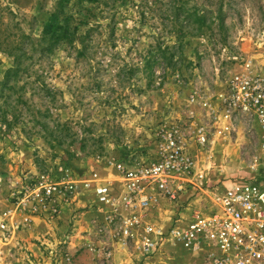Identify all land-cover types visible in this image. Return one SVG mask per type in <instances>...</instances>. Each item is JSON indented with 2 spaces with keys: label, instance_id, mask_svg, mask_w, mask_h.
<instances>
[{
  "label": "rangeland",
  "instance_id": "374dc122",
  "mask_svg": "<svg viewBox=\"0 0 264 264\" xmlns=\"http://www.w3.org/2000/svg\"><path fill=\"white\" fill-rule=\"evenodd\" d=\"M58 1L0 0V37L16 40L25 34L38 42ZM226 1L223 31L213 25L188 37L182 53L173 50L179 57L177 67L165 69L160 62L151 74L142 64L151 48L177 42L165 33L159 18H143L141 0L66 4L64 17L79 26V36L87 34L90 40L62 45L51 54L35 51L25 62L32 80H23L19 94L2 105L0 264H101L92 250L109 242L98 231L113 206L99 204L94 175L118 198L125 180L113 164L150 163L160 144L158 131L176 126L182 129L195 171L176 177L183 186L178 201L163 200L148 215V222L165 233L159 250L145 256L132 243L120 242L115 248L138 250V264H187L186 255L200 264L166 233L224 187L264 175L258 124L233 123L223 117L220 106L234 75L264 81V0ZM13 64V58L0 51V82ZM19 95L23 100L18 103ZM201 132L207 137L204 145L197 140ZM42 174L80 186L57 218L17 207ZM37 221L42 222L41 231ZM85 235L90 257L80 260L69 247Z\"/></svg>",
  "mask_w": 264,
  "mask_h": 264
},
{
  "label": "built area",
  "instance_id": "2783aa9c",
  "mask_svg": "<svg viewBox=\"0 0 264 264\" xmlns=\"http://www.w3.org/2000/svg\"><path fill=\"white\" fill-rule=\"evenodd\" d=\"M220 103L225 119L258 124L264 149V81L234 75L227 82ZM156 136L160 144L150 163L113 164L125 180L124 191L118 198L110 185L103 184L98 175L93 177L99 204L113 206V211L107 213V223L100 225L98 231L104 239L109 237V242L92 250L101 264L112 263L115 245L120 242L137 245L145 256L156 253L165 233L148 222V215L163 200L178 201L183 186L176 177L195 171V160L185 150L179 126L161 129ZM197 140L201 145L207 143L202 132ZM79 190L80 186L71 179L55 182L42 174L36 187L18 200L17 207L31 214L57 218ZM205 205L193 210L189 219L177 221L166 236L197 256L200 264H264V175L233 182ZM1 229L6 230L7 225L2 224ZM64 256L71 260L69 253Z\"/></svg>",
  "mask_w": 264,
  "mask_h": 264
},
{
  "label": "trees",
  "instance_id": "16d2710c",
  "mask_svg": "<svg viewBox=\"0 0 264 264\" xmlns=\"http://www.w3.org/2000/svg\"><path fill=\"white\" fill-rule=\"evenodd\" d=\"M33 1V0H30ZM91 3L99 0H86ZM114 4L125 0H111ZM70 0L58 1L54 12L45 24L41 39L34 42L29 36L22 34L16 40H11L8 36L0 37V51L7 53L13 58L14 64L9 69L2 82H0V116H4L2 105L6 104L12 94H19V85L26 80H32V74L25 62L32 59L35 51L43 54H51L62 45H71L77 41L83 43L89 37L79 36V26H73L68 17L65 16V7ZM20 7L17 1L14 2ZM140 8L143 18L149 16L150 19L159 18L165 33L175 38L176 44L172 47L161 44L151 48V51L142 60L143 70L151 74L156 65H162L165 69L177 67L179 62L174 48L182 53L183 43L188 37H195L205 29H210L213 25L223 31L225 26L226 0H205L203 5L198 0H141ZM90 40V39H89ZM88 40V41H89ZM26 41H29L25 46ZM177 53V52H176ZM25 84V83H24ZM23 89V87H21ZM20 89V90H21ZM23 100V95L18 96V103ZM2 103V104H1Z\"/></svg>",
  "mask_w": 264,
  "mask_h": 264
},
{
  "label": "crops",
  "instance_id": "0c3cea01",
  "mask_svg": "<svg viewBox=\"0 0 264 264\" xmlns=\"http://www.w3.org/2000/svg\"><path fill=\"white\" fill-rule=\"evenodd\" d=\"M41 223L42 222L40 221L36 222V224L39 225L38 227H40L39 231L43 229ZM88 236L89 235H85L81 237V239L79 240H76L74 242L72 241L69 247V251L71 252V254L73 256L76 254L78 258H80V260H85L88 256L90 257L89 249L85 242ZM29 246L31 250L33 251L36 250V248L32 244H29ZM139 256H140V253L136 249H133V248L126 249V248L117 247L115 248V251H114L113 264H138V260L136 258ZM187 257L188 256L186 255L187 264H198V263L193 262L190 258H187ZM82 262H84V264H88L87 261H82ZM91 262H92V259H91Z\"/></svg>",
  "mask_w": 264,
  "mask_h": 264
}]
</instances>
